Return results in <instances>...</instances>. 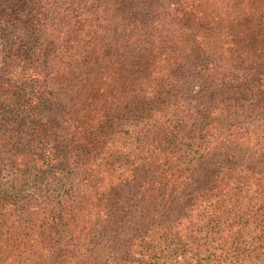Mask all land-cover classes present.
<instances>
[{
  "label": "trees",
  "instance_id": "trees-1",
  "mask_svg": "<svg viewBox=\"0 0 264 264\" xmlns=\"http://www.w3.org/2000/svg\"><path fill=\"white\" fill-rule=\"evenodd\" d=\"M4 171L0 264H264V0H0Z\"/></svg>",
  "mask_w": 264,
  "mask_h": 264
},
{
  "label": "rangeland",
  "instance_id": "rangeland-1",
  "mask_svg": "<svg viewBox=\"0 0 264 264\" xmlns=\"http://www.w3.org/2000/svg\"><path fill=\"white\" fill-rule=\"evenodd\" d=\"M125 173H126V176H128V178L131 179L136 172L126 171ZM138 173L139 172H137V174ZM6 177H7L6 171L0 173V181H2V180L5 181ZM65 178H66L65 169L62 167H60L57 171H53V172H49V173H43V174L39 175V178H38L36 185H38L37 186L38 190L41 191L39 194L42 195V199H43L41 206H45V199L47 197H50L51 195H53L52 192H53L55 186H52L51 184L61 183V182L65 181ZM49 183H50V185L47 186ZM32 190H33V187H31L30 185L29 186H23L20 188L19 194L14 193V195L17 197H20V199L17 200L10 194L11 198H7V200L0 203V209H1L0 213H1V215H3V218H5L4 221H5L6 226H11L10 224H12V222L14 223V221L16 219H20L17 217V215L20 213V211H23L26 209L30 210V207H27V205H28L27 199L29 198L28 195H30ZM126 191H127V194L124 196L126 201L124 202V204L121 202L120 207L122 208L124 205H126V209L129 212L131 210L139 211L140 208L135 207L136 200L139 199V194L138 193L136 194V191H133V190H126ZM53 196H55V195H53ZM157 196H158V198H156L157 203L167 204V206L169 204H171L172 197L170 198V200H168V203H166L163 201V199L165 197V196H163V194L159 193ZM94 200L98 201V197L94 198ZM89 201L92 202L93 200L89 199ZM14 203L17 204V206H15ZM144 204H145L144 202H141V205H144ZM137 218L138 217L133 218L131 220V222H133L134 220H137ZM104 219H106L105 216H103V220ZM20 220L22 221V225H26L27 222L28 223L30 222V219L24 218V219H20ZM103 223H105V222H103ZM27 231H28V234L46 235L41 230H38L36 227H33L32 230H27ZM2 239L6 245V249H9L10 245H9L8 241H6L4 238H2ZM40 239L42 241L43 238H40ZM123 239H125L127 241L131 240L130 237H127V236L124 237L123 235H118L115 238L114 235H112L106 229H104V236H103V239L100 241L99 249L102 250V254H104V256H106V257H108L109 255H112L114 257L117 255H120L119 253H120V251H122V249H120V245L122 244ZM39 244L40 243L37 244L38 248L40 247ZM0 245H2V248H3V244L0 243ZM165 249L166 250H165L164 255L169 257L168 258L169 261H171L174 264L175 263L176 264H185V261L183 260L182 256L179 255L180 251H179L178 245L175 241H173L172 239L169 238L167 241V245H166ZM42 251L44 253H46L47 246H43Z\"/></svg>",
  "mask_w": 264,
  "mask_h": 264
}]
</instances>
